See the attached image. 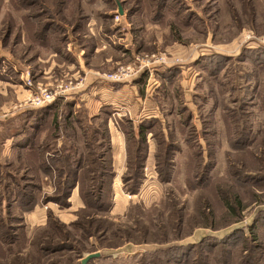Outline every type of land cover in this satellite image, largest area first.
Returning a JSON list of instances; mask_svg holds the SVG:
<instances>
[{
	"label": "rangeland",
	"instance_id": "rangeland-1",
	"mask_svg": "<svg viewBox=\"0 0 264 264\" xmlns=\"http://www.w3.org/2000/svg\"><path fill=\"white\" fill-rule=\"evenodd\" d=\"M249 35H264V0H0V264H81L93 253L99 258L86 264H173L180 247L188 249L186 258L172 254L180 264H264V54L238 51ZM64 52L89 54L82 72ZM126 67L130 79L107 81ZM85 81L94 98L86 106ZM58 86L70 89L53 111L61 122L70 116L60 133L73 136L60 135L55 149L106 172H91L68 204L52 200L60 195L55 173L38 178L26 158L25 171L16 168L30 126L24 102ZM97 93L115 99L114 109L94 112ZM145 118L153 120L145 145L154 159L138 183L121 181L120 163L115 182L106 129L116 141L115 129L124 135L128 120ZM17 183L32 208L15 203ZM78 193L107 208H84Z\"/></svg>",
	"mask_w": 264,
	"mask_h": 264
},
{
	"label": "trees",
	"instance_id": "trees-1",
	"mask_svg": "<svg viewBox=\"0 0 264 264\" xmlns=\"http://www.w3.org/2000/svg\"><path fill=\"white\" fill-rule=\"evenodd\" d=\"M163 1H168V0H163ZM166 6H167V2L166 3L163 2L161 6L163 7L161 10L162 12H164V10L166 9ZM146 9L142 10L141 13L142 12L146 13ZM257 51H261V50H257ZM257 51H253V52H257ZM250 54L263 55L264 53H250ZM196 62H198L197 64H200L199 60ZM201 65L204 66V63ZM173 71L175 72V69ZM165 78H168V76H166ZM54 106L55 104H51L49 106L35 109L27 113L26 115L28 117L27 122L30 123L31 127L29 126V128L25 129V136L21 142L22 149H21L20 156H22V158H18L20 163L19 164L17 163L16 168H17V171L20 169L22 172H24L25 169L23 170L21 161L26 158L32 163L34 167V171L35 173H37L38 178L42 175L44 176L46 175V177H49L50 179H52L54 177L53 173H55L57 175L56 184L59 185V188H60L59 190L60 195L53 197L57 199H52V200H55L56 202L62 204L61 199H64L66 201L65 204H68L67 201L69 197L72 195L73 190L75 189L76 186L84 185L86 183V180H90L92 182L91 172H96L99 175V178H103L106 172H105V168L102 163L100 165H97L95 162H90V160L88 159L82 162L81 157L77 158L76 154L71 153V152H74L72 150L69 152H64V150L58 151L55 149L56 141L59 139L60 135L64 136L66 139L72 138L73 135H70V134L68 135L67 130H66L67 136L60 133V125L64 123L67 126V124L71 122V119H70V116L66 115V116H63V118H61L62 120L61 122L58 119L60 117L53 111ZM70 113L71 111L69 112V114ZM152 127H153V120L146 119L143 122L139 123L137 126H133L132 123L129 122L128 120L125 123L124 127L122 128V131L127 138L126 153L128 154L127 155L128 158L126 160V172L124 173L121 179V181L125 184L129 182H136V181L138 183V182H141L140 180H143L144 178L143 169H144V163H145L146 155H147V149L145 145L146 143L145 136ZM126 128H129L130 130L128 131L126 130ZM106 137L108 139V150L110 152V157H111L109 133L107 129H106ZM173 147H174L173 143H170L167 145V150L169 151L167 152L169 154L171 152V148ZM51 153H53L52 157L48 155ZM57 154H60L62 156L60 158H56L55 155ZM129 154H133L134 157L130 156ZM100 157H101L100 155L97 156V158L99 159ZM100 160L104 161V158ZM134 160L136 162L135 167L133 166ZM60 162H62L63 165L60 164V166L57 167V164H59ZM94 164H96V166ZM160 164L161 163L158 162L157 168H159ZM167 164H172V163L167 162ZM9 166L10 165H6V168L7 167L9 168ZM156 166H157V162H156ZM108 174L109 176H112L113 178L114 173L109 172ZM8 175H11L14 177V175L12 173L10 174V172L5 174V176H8ZM32 175L34 176V174ZM0 178H2L1 173H0ZM24 179H25L24 176H22L20 177L19 181L20 180L23 181ZM30 179H33V178H30ZM14 180L18 182L17 179L14 178ZM31 183L34 184L35 182H31ZM39 185H40V182L39 184L36 183L35 185H32L31 190L32 191L35 189L40 190ZM19 187H20V184L17 183L18 190L16 193L12 194V195H15V203L17 202V205L21 208L22 211L28 210L30 209V206H29L30 204H31V208L34 205L33 199L31 200L28 197L24 198L23 191H19L20 188L22 189V186L20 188ZM98 191H99V188H98ZM136 191H137L136 189H129V192L132 194H134ZM0 192H1L0 193V199H1L0 206H1V203H4L5 201V200H2L4 199V197L1 196V194L5 191L4 189H1ZM7 194L9 196V192H7ZM80 200L84 208L92 207V208L98 209L99 211L101 210L104 211L107 208L104 205V203L100 207L98 206L96 208L95 206L90 204L88 201H86L84 197L81 195H80ZM236 247L237 246H235L234 248ZM187 250H188L187 248L180 247L178 249H175L174 252L175 251L177 252L186 251L185 253H183L184 257L186 258ZM177 252L175 253V255H173V257H172V254H173L172 253L170 257L171 258L170 261L173 259L172 260L173 264L181 263L180 259L176 258ZM220 252L222 253V251ZM199 260L200 259L193 260L192 264H197V261ZM138 264H150V263H145L144 261L139 260ZM183 264H190V263L187 262ZM220 264H225V263L220 262Z\"/></svg>",
	"mask_w": 264,
	"mask_h": 264
},
{
	"label": "crops",
	"instance_id": "crops-1",
	"mask_svg": "<svg viewBox=\"0 0 264 264\" xmlns=\"http://www.w3.org/2000/svg\"><path fill=\"white\" fill-rule=\"evenodd\" d=\"M124 15V14H123ZM123 15H121V17L123 16ZM120 16V15H119ZM257 50H261V51H257ZM264 47H261V46H258V45H256L254 42H250V43H248V44H246L245 46H243L240 50H238L239 52L241 51H248V53H264ZM253 51H257V52H253ZM58 55L60 56V57H62V58H64V59H66L67 61H69L70 62V66L71 67H73V68H77V71H80V72H82V68H85V59L89 56V54H87V55H85L84 57L85 58H81V56H83V53H58ZM264 58V57H263ZM198 59V58H197ZM197 59H195V61L197 60ZM46 71V70H45ZM84 71H86L85 69H84ZM27 79V78H26ZM95 80H96V78H95ZM4 81H6V83H8V84H10V85H13V87H14V85L15 84H17L18 83V81H15V84H13L14 82H12V79H10V78H8L7 80H4ZM95 82H97V81H95ZM92 83V81H89V82H86L85 81V83H84V85H82L81 86V88H80V90H81V92H84V93H86L87 94V99H84V103H85V106L87 105V103L86 102H88V101H90L91 99L93 100L94 98H91V94L92 93H90L88 90H87V87H88V89H90V84ZM135 84V83H134ZM31 89H33V87H31V88H28V90H26V89H24V88H21L20 90H18V91H20L24 96L27 94V91H30ZM113 91V89H111V91L110 92H112ZM80 92V93H81ZM77 94V93H76ZM76 94H74V95H76ZM112 95H114L113 94V92L111 93ZM71 95H73V94H71ZM70 95V96H71ZM105 94L103 93V95H99L98 93H97V95H94V96H96V97H98V99L97 100H95V102H96V104H95V106H96V109H95V107H94V112H98L99 111V109L100 108H102L103 106H105L106 105V107H111V109L113 110L114 108L112 107L113 105H114V102L115 101H111V100H115V99H113L111 96H109V97H103ZM83 101V100H82ZM89 106H93V103H92V101L90 102V104H89ZM87 108V107H86ZM86 108H84V109H86ZM87 110V109H86ZM29 111H32L31 109L30 110H27V112H29ZM25 114H27L26 112H24ZM89 117V116H88ZM145 119H147V118H145ZM144 119V120H145ZM139 123H141L140 121H139ZM108 125V124H107ZM22 127H24V125L22 126ZM24 129H25V127H24ZM24 129L23 130H21V132H22V134H24ZM108 133L110 134V137H109V143L111 144L110 145V150L112 149V151H111V156H113L112 157V164H113V160H115V167H114V174H115V176H114V181L115 182H119V180H120V178H121V174L122 173H118L117 172V169H119L120 168V163H122V162H124V172H126V164H125V162H126V157H125V155H126V144H124V135L122 134V132H120V130L117 128V129H115L114 130V136L116 137V141H114V139H113V136H111V135H113L112 134V132L110 131V129L108 130ZM21 136V135H20ZM24 138V137H23ZM23 138H21V140H20V142H19V146L20 147H22V145H21V142H22V140H23ZM58 141V140H57ZM56 141V142H57ZM71 145H69V147H70ZM67 148H68V146H67ZM19 152H21V149H20V151ZM154 159V157L153 156H151L150 155V151H147V155H146V160H145V163L147 162L148 164H150L151 162H152V160ZM145 177V176H144ZM74 202H77V200H76V197H75V200H74ZM37 214V216L39 217V215H40V213H39V211H36V212H33V213H31L30 214V216H32V215H36ZM33 216V217H34Z\"/></svg>",
	"mask_w": 264,
	"mask_h": 264
},
{
	"label": "built area",
	"instance_id": "built-area-1",
	"mask_svg": "<svg viewBox=\"0 0 264 264\" xmlns=\"http://www.w3.org/2000/svg\"><path fill=\"white\" fill-rule=\"evenodd\" d=\"M118 17L120 16L117 14L115 18L118 19ZM247 40L250 42H254L258 46L264 47V35L258 37H252V35H249L247 37ZM156 63H158V60L156 61ZM132 75H134L132 69L130 67H126L120 68L115 73H112L111 75L106 77V79L107 81L113 83H121L125 80L130 79ZM27 86L32 87L29 82H27ZM69 89L70 87L65 88L63 86H58L53 91L48 89L37 88V92L32 93L30 98L24 103H26V107L31 110L43 108L53 104L58 99L62 98L65 92H67Z\"/></svg>",
	"mask_w": 264,
	"mask_h": 264
},
{
	"label": "water",
	"instance_id": "water-1",
	"mask_svg": "<svg viewBox=\"0 0 264 264\" xmlns=\"http://www.w3.org/2000/svg\"><path fill=\"white\" fill-rule=\"evenodd\" d=\"M117 12L119 15H123V11L121 9L120 6H118V9H117ZM99 253H93V254H89L87 255L86 257H84L82 260H81V264H86L88 261L92 260V259H97L99 258Z\"/></svg>",
	"mask_w": 264,
	"mask_h": 264
}]
</instances>
